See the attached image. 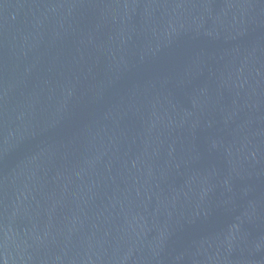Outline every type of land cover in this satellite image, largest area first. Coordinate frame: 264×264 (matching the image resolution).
I'll return each instance as SVG.
<instances>
[{
    "label": "water",
    "instance_id": "obj_1",
    "mask_svg": "<svg viewBox=\"0 0 264 264\" xmlns=\"http://www.w3.org/2000/svg\"><path fill=\"white\" fill-rule=\"evenodd\" d=\"M0 264H264V0H0Z\"/></svg>",
    "mask_w": 264,
    "mask_h": 264
}]
</instances>
